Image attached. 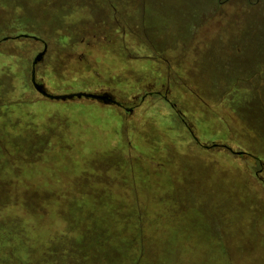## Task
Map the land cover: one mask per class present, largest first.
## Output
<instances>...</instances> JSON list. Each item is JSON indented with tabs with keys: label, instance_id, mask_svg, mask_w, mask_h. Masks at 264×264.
<instances>
[{
	"label": "rangeland",
	"instance_id": "1",
	"mask_svg": "<svg viewBox=\"0 0 264 264\" xmlns=\"http://www.w3.org/2000/svg\"><path fill=\"white\" fill-rule=\"evenodd\" d=\"M214 5L0 0V264H264V85L219 83L231 68L214 53L254 67L264 18L233 15L245 30L228 24L200 53L202 85L184 61ZM32 37L51 93L109 92L134 111L42 97ZM167 80L200 144L161 96L141 102Z\"/></svg>",
	"mask_w": 264,
	"mask_h": 264
},
{
	"label": "crops",
	"instance_id": "2",
	"mask_svg": "<svg viewBox=\"0 0 264 264\" xmlns=\"http://www.w3.org/2000/svg\"><path fill=\"white\" fill-rule=\"evenodd\" d=\"M228 7H230V9L232 10V12L227 15V17L229 19H231V23H232L234 14L243 16V15H246L247 13H249V11H254L253 12L254 13L253 15H254V18H255L254 25H257V22L260 23V19L264 18V4L248 6L246 4V0H233V1L230 2ZM217 10H218V0H215L213 13L216 12ZM258 11H263V14L257 16V12ZM213 13H211V15ZM210 16H208L206 18H209ZM201 24H202V21L199 22L197 28H199V26ZM261 24H262V21H261ZM233 25L238 27L237 24H233ZM239 25H240L241 30L244 31L245 30V28H243L244 25H241V24H239ZM252 27L253 26H250L248 28V31H251ZM240 28L238 27V29H240ZM215 37H219V35L216 34L215 31L209 32L208 35L204 36V38H200V41L199 40L195 41V37H194V41L192 43V48H191L190 51H188V53H187L188 55L186 56L187 58L185 57L186 61H184V63L186 65V67L187 66L190 67L189 69L193 70V72H194V75H192V77L190 79L194 80V81H198L199 80L202 85L205 84V81L203 79H201L200 73L198 72V69L195 68L196 61H198L200 53H202V51H204L211 44L212 40ZM236 51L238 53H243V51L241 49L240 50L236 49ZM214 53H215L216 57L223 58L224 60H227V61L230 60V57L232 55V53L229 52V51L215 50ZM255 62H257L256 65L254 67L252 66V68L249 69V73L247 74V76H250L251 74L258 73V72L260 73V71H262V70H259V69H261V67H264V58L258 57V58L255 59ZM229 71H230V75H232V78L233 77H237L239 75V73H240V69L235 70L233 67L231 69H229ZM224 77L221 79L223 81L222 82L219 81V83L225 82V83L231 84V82L225 80ZM258 77H260V76L258 75ZM228 84H226V85H228ZM231 85L238 86V87H240V89H246L247 91H249L250 95H252V93H254L253 92L254 88H258V87H254L253 85H264V79H262V80L253 79V80L249 81L247 84L240 83V84H231ZM238 87L236 88V90L238 89ZM230 96H231V94H230ZM244 96H246V95L244 94ZM223 106H227L226 107L227 109H228V107H231L232 109L235 108L237 110V103L234 101L233 97H230V102H228L227 104H225ZM233 116H234V122L235 123L241 122L240 118H239V116L237 114L234 113Z\"/></svg>",
	"mask_w": 264,
	"mask_h": 264
},
{
	"label": "flooded vegetation",
	"instance_id": "3",
	"mask_svg": "<svg viewBox=\"0 0 264 264\" xmlns=\"http://www.w3.org/2000/svg\"><path fill=\"white\" fill-rule=\"evenodd\" d=\"M231 1H233V0H218V10L216 11V12H214L209 18H203L202 19V24L199 26V28H197V26H198V24H197V26H196V28H197V33H196V35L194 36L195 37V41H200V38H204V36H206V35H208V33L209 32H213V31H215V33L216 34H218L219 36L220 35H222L221 33H224L225 32V34H226V30H225V27L228 25V24H230L231 23V19H229L228 17H227V15L229 14V13H231L232 12V10L230 9V7H228L229 6V4H230V2ZM247 1V0H246ZM248 1H250V3H248L247 2V5L248 6H253V5H262V4H264V0H248ZM205 19V20H204ZM232 24V23H231ZM234 24V23H233ZM235 28H236V31H240V26L238 25V27L240 28V29H238V27L237 26H235V25H233ZM223 37H225L226 35H222ZM21 37H23V36H21ZM21 37H19V38H21ZM9 39V38H8ZM7 39V40H8ZM39 42H41V43H43V45L45 44V42H44V40L42 39V41H39ZM240 50V49H239ZM232 53V55H231V57H230V60L229 61H227V60H224L223 58H218V57H216V59L220 62H225L226 64H228L229 65V67L230 68H232V64L230 63L231 62V60H232V58L234 57L235 58V56H237V55H244L243 53H238L237 51H232L231 52ZM261 58H263V55H261ZM250 68H252V66H249V65H243L241 68H240V73H239V75L237 76V77H231L230 79H229V81L231 82V84H240V83H243V84H247L249 81H251V80H253V79H259V80H262V79H264L263 77H264V67H261V69H259V70H262V71H260V73L258 72V73H254V74H251L250 76H247V74L249 73V69ZM257 72V71H256ZM228 73L230 74V71H229V69H228ZM225 75V74H224ZM258 75L260 76V77H258ZM42 83V82H41ZM167 85H168V87H167V90L165 91V92H160V91H151L150 89H149V91L148 92H146V94H143V96L142 97H144L145 96V99L147 98V97H149V96H153V95H159V96H161L162 98H163V100L166 102V103H168L169 105H170V107L177 113V115H179L180 116V119H181V121L186 125V127H187V129H188V131L190 132V134H191V136H192V138H193V131H192V129H193V126H191L187 121H186V119L184 118V116L182 115V113L180 112V110H177L176 109V104L175 103H173L172 102V100L169 98V94H170V90H171V84H170V81L169 80H167ZM170 88V89H169ZM142 97H141V99H142ZM116 98V97H115ZM135 98H138L137 96L135 97ZM118 101H120V102H122L125 106H126V104L123 102V101H121V100H119L118 98H116ZM144 99V100H145ZM143 102V101H142ZM99 103V102H98ZM101 104V103H100ZM103 105V104H102ZM109 106H111V105H109ZM116 107H118V106H116ZM127 107V106H126ZM130 107H133V108H135L136 107V105H133V106H130ZM118 108H121V107H118ZM125 110V109H124ZM194 139V138H193ZM196 143H198V144H200L199 142H197L196 141ZM218 144V146L217 147H222V148H224V149H227V150H229L228 148H230L227 144H219V143H217ZM205 146H210V145H204V147ZM226 146V147H225ZM212 148H214V147H212ZM211 149V148H210ZM232 149V148H231ZM234 150V149H233ZM230 151V150H229ZM235 151V150H234ZM231 152V151H230ZM232 153V152H231ZM244 153V152H243ZM240 156V155H239ZM259 162V164L260 165H263V163L262 162H260V161H258ZM256 175L258 176V173H256Z\"/></svg>",
	"mask_w": 264,
	"mask_h": 264
},
{
	"label": "water",
	"instance_id": "4",
	"mask_svg": "<svg viewBox=\"0 0 264 264\" xmlns=\"http://www.w3.org/2000/svg\"><path fill=\"white\" fill-rule=\"evenodd\" d=\"M23 37H28V36H23ZM19 38V37H17ZM34 40L36 41H42L41 38L39 37H32ZM8 38H4V40H7ZM44 49L42 51H40V53H38L35 57L34 60L32 62L31 65V83L33 85V87L35 88V90L38 92V94H40L42 97L49 99L51 101H68V100H74V99H88V100H93V101H97L103 105H111V106H118L121 107L123 109H125L127 112L132 113L134 111L133 107H126L122 102L118 101L114 95H112L109 92H101V93H85V92H80V93H71V94H64V95H57V94H53L51 93L47 87L45 86L44 83H41L37 80V66L39 65V63H41L44 60V56L46 54V44H44ZM145 96L142 97L141 102L144 101ZM193 138L195 141L199 142V140L195 137V135L193 134ZM218 144L217 143H213L210 146H205L206 149H210L212 147H217ZM226 147V146H225ZM232 154L235 155H243V152H239V151H234L231 148H228Z\"/></svg>",
	"mask_w": 264,
	"mask_h": 264
},
{
	"label": "trees",
	"instance_id": "5",
	"mask_svg": "<svg viewBox=\"0 0 264 264\" xmlns=\"http://www.w3.org/2000/svg\"><path fill=\"white\" fill-rule=\"evenodd\" d=\"M57 256H58V259L63 263V264H65V263H67L68 261H69V259L67 258L66 259V256L63 258V257H61V256H59V254H57ZM55 258H57L56 256H55ZM55 258H54V260H55ZM77 264V263H76ZM79 264V263H78Z\"/></svg>",
	"mask_w": 264,
	"mask_h": 264
}]
</instances>
